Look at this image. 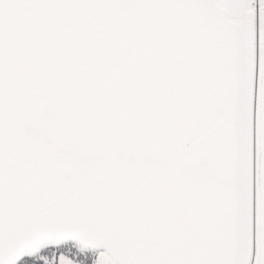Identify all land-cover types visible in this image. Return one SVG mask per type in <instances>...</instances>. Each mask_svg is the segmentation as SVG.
Returning a JSON list of instances; mask_svg holds the SVG:
<instances>
[{"label": "snow or ice", "instance_id": "snow-or-ice-1", "mask_svg": "<svg viewBox=\"0 0 264 264\" xmlns=\"http://www.w3.org/2000/svg\"><path fill=\"white\" fill-rule=\"evenodd\" d=\"M0 264H264V0H0Z\"/></svg>", "mask_w": 264, "mask_h": 264}]
</instances>
